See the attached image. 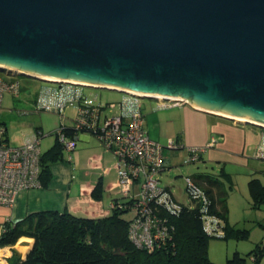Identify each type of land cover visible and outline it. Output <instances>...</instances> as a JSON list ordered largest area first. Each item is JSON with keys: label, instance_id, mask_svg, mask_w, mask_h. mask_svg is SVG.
<instances>
[{"label": "water", "instance_id": "obj_1", "mask_svg": "<svg viewBox=\"0 0 264 264\" xmlns=\"http://www.w3.org/2000/svg\"><path fill=\"white\" fill-rule=\"evenodd\" d=\"M0 71L264 129V0H0Z\"/></svg>", "mask_w": 264, "mask_h": 264}, {"label": "built area", "instance_id": "obj_2", "mask_svg": "<svg viewBox=\"0 0 264 264\" xmlns=\"http://www.w3.org/2000/svg\"><path fill=\"white\" fill-rule=\"evenodd\" d=\"M7 93L14 98H21L22 82H8L0 78V112ZM72 107H77L73 131L93 134L105 149L113 153L119 189L123 197L135 200L131 207L135 220L129 229L133 243L147 250L165 245L169 230L154 205L168 199V192L162 186L161 180V175L168 166L164 151L180 149L181 146L174 141L162 145L151 139L145 128L141 99L127 94L123 95L119 103H110L104 107L88 106L84 104L83 96L76 85H43L32 109L19 112L57 114L61 124L55 131L56 137L64 151L71 155L76 149V141L70 134L72 129L70 131L65 124V112ZM7 131V126L0 122V205L11 207L21 191L42 187L40 162L44 133L38 131L33 142L17 147L8 143L5 137ZM215 142L212 139L207 147L189 148L184 164L200 162L201 154L214 146ZM261 153L260 150L258 156ZM185 181L187 185L194 187L190 177H185ZM136 185L137 192L134 191ZM120 203L114 202L111 209L119 207ZM205 222L209 234L220 230L215 217H209ZM6 260V252L0 248V264Z\"/></svg>", "mask_w": 264, "mask_h": 264}, {"label": "trees", "instance_id": "obj_3", "mask_svg": "<svg viewBox=\"0 0 264 264\" xmlns=\"http://www.w3.org/2000/svg\"><path fill=\"white\" fill-rule=\"evenodd\" d=\"M63 159L64 149L56 137L53 146L41 157L43 186L51 180L50 166ZM225 172L222 167L221 175ZM216 177L214 173L190 176L194 187L186 184V204L168 193L165 202L154 205L169 230L165 245L161 247L147 250L133 243L129 229L135 220L131 212L135 200L119 197L114 202H121L120 206L111 209L112 215L106 218H78L67 211L31 214L17 224L6 226L0 237V248L13 247L23 237L34 240L26 258L23 260L15 253L9 258L10 264H216L209 257L208 243L220 230L209 234L205 221L215 217L221 229L220 219L227 220L228 211L227 192ZM250 189L255 206L260 208L264 204V186L255 179ZM126 214H131V218L126 219ZM228 226L227 223V231ZM261 226L264 228V224ZM263 257L261 243L246 257L235 253L225 264H246L248 258L253 264H262Z\"/></svg>", "mask_w": 264, "mask_h": 264}, {"label": "crops", "instance_id": "obj_4", "mask_svg": "<svg viewBox=\"0 0 264 264\" xmlns=\"http://www.w3.org/2000/svg\"><path fill=\"white\" fill-rule=\"evenodd\" d=\"M41 86H34L33 97ZM147 100L150 101H141V108L145 116L148 136L162 145L174 141L181 146L180 149L164 151V153L168 152V166L161 175L162 186L166 192H171L176 200V196L171 191L173 181L170 179V184L164 185L162 176L171 178L174 172L176 177L183 176L179 165H182V161L184 163L188 157L189 148H204L212 139L216 140L214 146L207 148L201 154L196 170H192L185 176L194 177L211 173L206 170L208 164L216 165L219 169L223 167L226 171L228 165L244 161L247 159L248 148L255 141L258 131L264 138L262 128L240 124L197 110L185 102ZM69 111L74 112L69 115L67 113ZM76 114L77 107L69 108L65 112V124L68 129H72L70 134L75 138L76 149L71 155L64 151V159L50 166L51 180L47 186L42 185L39 188L21 191L11 207L0 205V237L7 225L17 224L29 215L39 212L67 211L75 217L89 219L106 218L112 215L111 206L114 200L123 197L118 186L115 157L93 134L73 131ZM59 120L60 126V117ZM36 137L37 132L33 134L29 142L22 145L33 142ZM261 156L258 157L261 158ZM134 191H138L137 185ZM33 245L32 238H21L15 246L5 249L7 260L3 264H10L9 258L12 257L13 252L18 253L24 260ZM262 262L264 263V257Z\"/></svg>", "mask_w": 264, "mask_h": 264}, {"label": "rangeland", "instance_id": "obj_5", "mask_svg": "<svg viewBox=\"0 0 264 264\" xmlns=\"http://www.w3.org/2000/svg\"><path fill=\"white\" fill-rule=\"evenodd\" d=\"M0 78L8 82L19 80L23 84L21 98H14L8 93L4 95L0 120L7 126L8 131L5 137L8 143L11 146L22 145L29 142L34 133L42 131L45 137H42L41 151L42 153L47 152L56 141L54 132L59 127V116L48 112L20 114L18 110L32 109L34 86H56V84L22 76H10L1 71ZM78 89L88 106L104 107L110 103H119L124 95L118 91L89 86H78ZM141 101L150 100L141 99ZM73 112L67 113L70 115ZM260 150L262 151L261 158L258 157ZM164 157L168 160V152L164 153ZM196 165L197 163L184 164L182 161V165H179L183 173L182 177H176V172L171 174V178L162 176L164 185H169L170 179L173 181L171 191L180 203H187L185 176L189 175L192 170H196ZM206 170L216 174L223 190L227 192V220L220 219L222 228L219 235L212 237L208 243L211 261L216 264H225L233 258L235 253L246 257L252 250H255L257 245L261 243L264 245V228L260 225L264 223V204L260 208L255 206V199L250 189V183L255 179L264 186V138L261 133L258 131L255 141L249 146L247 159L234 165H228L226 172L222 175L221 169L216 165L208 164ZM125 218L130 219L131 214H126ZM227 223L228 231L226 230ZM6 248L8 247L2 249ZM15 253L13 252L12 256ZM246 264H253L252 259L248 258Z\"/></svg>", "mask_w": 264, "mask_h": 264}, {"label": "bare ground", "instance_id": "obj_6", "mask_svg": "<svg viewBox=\"0 0 264 264\" xmlns=\"http://www.w3.org/2000/svg\"><path fill=\"white\" fill-rule=\"evenodd\" d=\"M238 121H241V122H246L245 119H240V118H237Z\"/></svg>", "mask_w": 264, "mask_h": 264}]
</instances>
